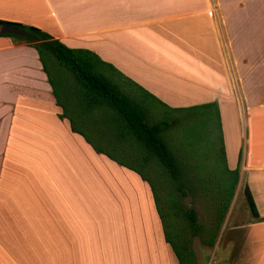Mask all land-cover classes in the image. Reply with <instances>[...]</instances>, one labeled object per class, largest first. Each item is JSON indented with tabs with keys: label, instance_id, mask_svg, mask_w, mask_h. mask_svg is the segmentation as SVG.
I'll use <instances>...</instances> for the list:
<instances>
[{
	"label": "crops",
	"instance_id": "1",
	"mask_svg": "<svg viewBox=\"0 0 264 264\" xmlns=\"http://www.w3.org/2000/svg\"><path fill=\"white\" fill-rule=\"evenodd\" d=\"M0 21L35 27L68 48L95 53L172 108L216 101L220 115L234 88L242 136L235 167L241 153L238 175L246 172L251 181L243 188L257 217L248 209L249 221L233 227L241 235L224 247L192 249L197 264H264V0H0ZM59 113L31 44L0 37V264H82L85 249L93 254L82 247L81 218L78 223L83 206L93 209L97 198L87 195L92 185L85 178L97 171L104 190L97 189L106 194L99 165H116L72 134ZM17 162L26 168L23 185L15 184L22 176L13 170ZM29 165L58 167L61 181L71 180L79 194L52 199L45 184L44 191L35 184L38 173ZM101 199L109 209L108 197ZM94 209L103 215L106 251L113 254L124 247L121 238L115 243L122 225L114 212L109 225L106 209ZM154 223L158 247H147V256L177 264Z\"/></svg>",
	"mask_w": 264,
	"mask_h": 264
},
{
	"label": "trees",
	"instance_id": "2",
	"mask_svg": "<svg viewBox=\"0 0 264 264\" xmlns=\"http://www.w3.org/2000/svg\"><path fill=\"white\" fill-rule=\"evenodd\" d=\"M2 25L27 35L0 37L31 44L60 110L57 119L65 120L69 131L95 154L144 182L163 242L176 263L197 264L192 240L199 238L212 247L214 237L205 238L195 210L185 201L208 199L219 223L238 183L241 153L236 167L229 170L217 102L169 107L89 50L68 48L35 27L0 21ZM210 153L220 161L218 172H213L214 165L204 169L196 165V156ZM243 196L256 218L246 187Z\"/></svg>",
	"mask_w": 264,
	"mask_h": 264
},
{
	"label": "rangeland",
	"instance_id": "3",
	"mask_svg": "<svg viewBox=\"0 0 264 264\" xmlns=\"http://www.w3.org/2000/svg\"><path fill=\"white\" fill-rule=\"evenodd\" d=\"M233 91H228V100L226 99L222 103V107L220 108V118L222 124V134L224 135V146H225V160L226 165L229 170L235 168L236 163V155L237 151L241 150V121H240V112L237 111V101L235 99V92L234 88ZM229 97L234 98L236 101V106L233 103L232 99ZM241 136V137H240ZM213 153L196 156L198 160L197 166L201 168L205 167H212L214 165L213 172H218L219 169L217 167L220 164L219 159L212 157ZM33 157H29V160ZM27 162L28 159L26 158ZM25 161V160H24ZM41 161V158L38 159ZM26 162V161H25ZM27 164V163H26ZM54 169H51L49 166L44 165L39 167H33L29 165L31 170H35L38 173V182L35 184L42 190L46 191V187L49 189V196L52 199H60L61 200V193L67 194L68 192L71 195H75L76 193L79 194L76 190V187L73 186L72 181L70 182L65 179L59 178V176L64 175V171L59 169L58 167L51 166ZM107 164L105 167L99 165V176L100 178L106 181L108 185V193L104 194L102 192L104 187L99 183L97 184L98 173L94 171L91 175H86L85 181L92 185L89 189H87V195H92V197H97L96 199H92L94 204L92 205L93 209L103 210V207L109 213V225L112 223L111 215L115 216L116 224L119 223L122 225V228L116 227L115 232V243L119 241L121 238L124 242V247H116L115 253H111V251H106V240H107V232L106 229L102 227V218L103 215L101 212L96 210L94 211L90 206H83V216L82 213L79 217L81 218V223H83L84 234L81 235V243L82 247H88L93 252L92 256L87 255L86 249L83 251V255L85 260L82 261V264H111L112 261H116L114 264H141V262L137 261V259L141 258L146 264H156L151 259V257L147 256V247H152L156 245L158 247V227L155 229L154 226V219L157 221L154 212L152 209L151 198L148 192L147 187L145 186L144 182H141L137 175L133 172L128 171L126 169L116 167L115 170L108 168ZM201 169L200 171H202ZM13 170L16 172H20L22 176L16 180L15 184L23 185L24 182V173H26V168L24 165H20L18 162L13 167ZM204 173V172H202ZM30 175V173H27ZM93 175V176H92ZM44 178L46 183L42 181ZM94 179V180H93ZM100 179V181H101ZM48 180V181H47ZM199 181V180H198ZM202 181V180H201ZM45 184L44 188L42 185ZM94 185V186H93ZM244 185L248 187L251 185V181L247 180V173L240 172L238 175V183L234 189L233 197L229 203L227 213L225 214L223 220L218 223L216 221L215 215L211 211L209 206L208 199L198 198L194 201H190L187 199L184 203L186 207H193L197 217V223L201 227L204 234H207L205 238L214 237L213 246L212 247H224L228 240L234 239V237H238L241 235L243 230H234V226L238 224H243L248 222L249 219V212L247 205L244 201L242 188ZM79 189V185H77ZM101 187L102 191L99 192V188ZM98 188V189H97ZM85 191V190H84ZM86 193H82V196H85ZM105 196L108 197V201L114 205V209H112V205L108 204L109 209L107 208V204L104 202L101 197ZM110 199V200H109ZM97 201V202H96ZM101 203L100 205L98 203ZM88 208V210L86 209ZM82 209V208H81ZM152 214H151V211ZM80 215V209H78ZM153 215V218H152ZM214 215V216H213ZM128 223L130 227H128ZM137 223L136 230L134 229V225ZM89 225V226H88ZM68 229V228H67ZM105 230H106V238H105ZM147 230L150 231V235H148ZM129 233V235H128ZM159 234H161L159 230ZM139 238L137 241L135 238ZM147 240L146 247H140V245ZM85 242V244H84ZM129 245L131 247H129ZM134 246V247H132ZM165 246V245H164ZM135 247H138L137 249ZM167 247V246H165ZM198 249L199 247H208V245L204 244L203 241L199 238H194L192 240V246ZM88 257V260H87ZM127 257L120 263L119 260L121 258ZM94 260H92V259ZM97 260V261H96Z\"/></svg>",
	"mask_w": 264,
	"mask_h": 264
},
{
	"label": "water",
	"instance_id": "4",
	"mask_svg": "<svg viewBox=\"0 0 264 264\" xmlns=\"http://www.w3.org/2000/svg\"><path fill=\"white\" fill-rule=\"evenodd\" d=\"M0 34L14 35L17 37H22V38L27 36L23 31L11 25L0 26Z\"/></svg>",
	"mask_w": 264,
	"mask_h": 264
}]
</instances>
